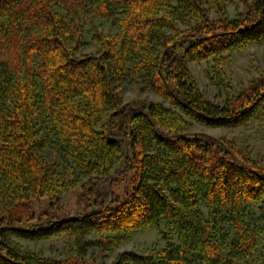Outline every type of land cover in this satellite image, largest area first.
<instances>
[{"label": "trees", "instance_id": "obj_1", "mask_svg": "<svg viewBox=\"0 0 264 264\" xmlns=\"http://www.w3.org/2000/svg\"><path fill=\"white\" fill-rule=\"evenodd\" d=\"M238 1L0 0V264H264V166L193 130L264 106V72L237 95L225 81L229 57L264 40V0ZM190 63L216 68L222 101ZM125 86L158 101H125ZM146 228L162 249L117 252ZM59 236L60 259L14 242Z\"/></svg>", "mask_w": 264, "mask_h": 264}, {"label": "rangeland", "instance_id": "obj_2", "mask_svg": "<svg viewBox=\"0 0 264 264\" xmlns=\"http://www.w3.org/2000/svg\"><path fill=\"white\" fill-rule=\"evenodd\" d=\"M234 7L242 10V5L239 4L238 0H234ZM230 14H234L233 9L228 8ZM97 23V21H96ZM105 27H109V23L104 24ZM109 28H106L107 31ZM104 30V31H105ZM112 30V31H111ZM108 30L107 32L115 33V29ZM87 45L83 51L85 53L94 52L96 45L91 41V35L88 34ZM192 74L198 84L200 90L204 95L211 101H222L225 97V92L218 89L216 86L210 83L209 77L215 79V67L212 64H189ZM212 67V68H210ZM264 72V40L256 45L249 46L242 51L233 53L229 57V62L225 67V81L229 83L231 92L235 95L239 94L245 89L251 82L255 81L260 74ZM124 100H154L158 101V98L148 92H139L133 90L128 86L124 87ZM196 132H205L207 134L220 137L226 136L233 138L237 141L239 147L248 154L257 164L264 166V106L260 108L251 120L247 123L235 127V128H205L196 126L193 129ZM80 193L73 191L67 193L62 198V206L66 210H76L80 208ZM161 230L166 232V228L161 227ZM15 244L20 248L40 253L41 255L52 257V258H64L69 256L71 242L69 238L64 236L54 237L44 241H24L21 239H14ZM165 246V242L162 241L159 231L155 228H146L131 233L126 241L117 250H132L136 252H142L149 254L162 249ZM262 251L264 252V240L261 244ZM113 254H109L106 257L97 251H91L86 256V259H96L97 262H110ZM260 260L262 257L259 258ZM264 262V257L261 260Z\"/></svg>", "mask_w": 264, "mask_h": 264}]
</instances>
